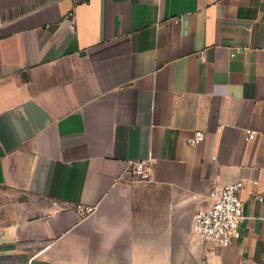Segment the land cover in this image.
<instances>
[{
  "label": "crops",
  "instance_id": "1",
  "mask_svg": "<svg viewBox=\"0 0 264 264\" xmlns=\"http://www.w3.org/2000/svg\"><path fill=\"white\" fill-rule=\"evenodd\" d=\"M238 180L232 244L197 236ZM0 190V264H264V0H0Z\"/></svg>",
  "mask_w": 264,
  "mask_h": 264
},
{
  "label": "built area",
  "instance_id": "2",
  "mask_svg": "<svg viewBox=\"0 0 264 264\" xmlns=\"http://www.w3.org/2000/svg\"><path fill=\"white\" fill-rule=\"evenodd\" d=\"M65 17L68 18L70 26L73 27L75 23L74 12L69 11ZM231 55L233 56V54ZM255 135V130H247L245 140H252ZM204 138L203 131L195 130L187 142L189 145L195 146L201 143ZM150 163L146 160L128 161L131 176L138 181L150 180ZM242 186L243 182L238 180L211 190L208 194L209 204L198 210L192 217V231L200 238L215 245L221 247L231 245L238 235L240 223L245 218L243 202L239 198V191ZM257 199L261 201L262 197L257 196ZM79 209L84 210L80 206Z\"/></svg>",
  "mask_w": 264,
  "mask_h": 264
},
{
  "label": "rangeland",
  "instance_id": "3",
  "mask_svg": "<svg viewBox=\"0 0 264 264\" xmlns=\"http://www.w3.org/2000/svg\"><path fill=\"white\" fill-rule=\"evenodd\" d=\"M29 199L27 195H17L14 192H8L4 190H0V221L4 219V216H11L16 213V208L13 206V203L16 199ZM6 201H9L5 203ZM6 205H8L6 207ZM3 217V218H2Z\"/></svg>",
  "mask_w": 264,
  "mask_h": 264
}]
</instances>
